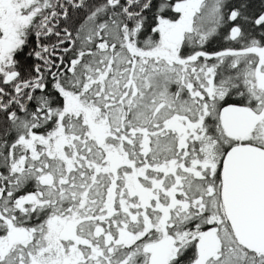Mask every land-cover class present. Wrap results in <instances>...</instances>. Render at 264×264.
I'll return each instance as SVG.
<instances>
[{"label":"snow or ice","instance_id":"6c2138e0","mask_svg":"<svg viewBox=\"0 0 264 264\" xmlns=\"http://www.w3.org/2000/svg\"><path fill=\"white\" fill-rule=\"evenodd\" d=\"M0 264H264V5L0 0Z\"/></svg>","mask_w":264,"mask_h":264},{"label":"trees","instance_id":"16d2710c","mask_svg":"<svg viewBox=\"0 0 264 264\" xmlns=\"http://www.w3.org/2000/svg\"><path fill=\"white\" fill-rule=\"evenodd\" d=\"M250 3H251V8L253 11H259L261 6L264 5V0H250ZM247 27L249 30L252 29V25H250V24ZM260 31H261V29L256 28L255 31L253 32V34L257 35V37L259 38V32ZM229 46L239 47V45H235V44L227 45L221 38V39L212 40V42L210 44L206 45V49L208 51H215V50H219L220 48L229 47ZM29 63H31V61H29Z\"/></svg>","mask_w":264,"mask_h":264}]
</instances>
